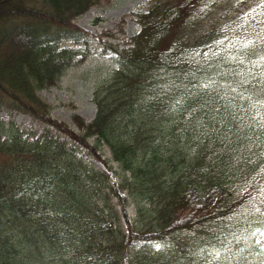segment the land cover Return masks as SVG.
Here are the masks:
<instances>
[{"label": "trees", "instance_id": "1", "mask_svg": "<svg viewBox=\"0 0 264 264\" xmlns=\"http://www.w3.org/2000/svg\"><path fill=\"white\" fill-rule=\"evenodd\" d=\"M217 1L150 0L119 48L75 23L100 0H0V109L42 126L0 119V264H264V0ZM90 38L117 65L72 128L39 91Z\"/></svg>", "mask_w": 264, "mask_h": 264}, {"label": "rangeland", "instance_id": "2", "mask_svg": "<svg viewBox=\"0 0 264 264\" xmlns=\"http://www.w3.org/2000/svg\"><path fill=\"white\" fill-rule=\"evenodd\" d=\"M149 5L150 0H100L98 4L79 15L75 23L95 33L96 39H101V42L116 44L121 48L140 29L134 13L146 10ZM252 6L253 0H218L209 10V21L213 26L221 25L227 16L233 17L240 7ZM104 31H110L113 36L101 35ZM96 39H89V54L82 62L67 69L56 85L43 88L39 92L52 106L51 113L72 128H75L72 120L74 113L84 121L92 119L96 108L93 102L94 83L106 69L116 66L114 60L116 54ZM0 119L5 122L12 120L23 130H40L42 127L31 116L16 111L0 109ZM81 151L84 153L85 148H81ZM87 160L91 162V155ZM92 162L97 168H104L102 162L97 160ZM259 240L264 249V235Z\"/></svg>", "mask_w": 264, "mask_h": 264}, {"label": "snow or ice", "instance_id": "3", "mask_svg": "<svg viewBox=\"0 0 264 264\" xmlns=\"http://www.w3.org/2000/svg\"><path fill=\"white\" fill-rule=\"evenodd\" d=\"M260 103H261L262 105H264V100L260 101ZM262 235H264V233H262ZM156 247L159 248L160 245H156Z\"/></svg>", "mask_w": 264, "mask_h": 264}]
</instances>
